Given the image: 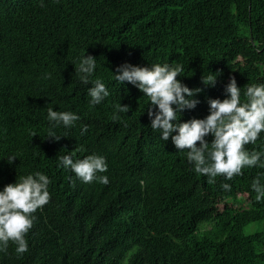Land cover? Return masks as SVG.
Returning <instances> with one entry per match:
<instances>
[{"label": "trees", "instance_id": "trees-1", "mask_svg": "<svg viewBox=\"0 0 264 264\" xmlns=\"http://www.w3.org/2000/svg\"><path fill=\"white\" fill-rule=\"evenodd\" d=\"M84 55L96 59L88 85L75 71ZM125 63L183 65L177 79L200 92L174 124L206 118L233 78L244 103L247 85L264 84V0H0V191L37 172L51 181L28 251L9 242L0 264H264V198L251 187L264 167L209 183L177 133L162 141L151 129L149 98L115 81ZM210 74L214 86L202 83ZM97 79L110 95L90 106ZM119 103L130 110L113 120ZM49 107L80 119L51 128ZM74 149L73 160L105 159L107 185L59 165ZM245 149L264 152V132Z\"/></svg>", "mask_w": 264, "mask_h": 264}, {"label": "clouds", "instance_id": "clouds-1", "mask_svg": "<svg viewBox=\"0 0 264 264\" xmlns=\"http://www.w3.org/2000/svg\"><path fill=\"white\" fill-rule=\"evenodd\" d=\"M95 68L96 59L84 55L75 71L79 74L80 81L88 85ZM183 70V65L180 64L174 67L167 63L139 67L125 63L116 69L118 74L113 76L116 82L132 84L149 98L147 115L151 121V129L159 131L162 141H167L171 133H177L171 136L173 145L177 150H187L188 162L194 165L196 173L207 176L209 183H215L218 176L232 180L234 176L242 175L244 168L264 167V152H248L245 149L246 145L254 144L260 133L264 132V84L247 85L244 93L247 101L242 103L240 88L234 78L230 79L225 89L228 98L223 101L208 100L209 115L206 118L174 124L172 122L179 119V113L196 107L198 101L192 97L200 92V89L190 90L177 79ZM215 82L216 76L213 74L202 80L206 86H214ZM88 95L91 98L90 106H95L110 93L105 84L97 79L94 86L88 89ZM153 107L157 109L155 114ZM115 109L113 120L120 119L116 113H127L130 110L128 106L122 107L120 103L115 105ZM47 118L51 128L61 125L71 128L80 119L72 112L54 111L51 107L47 109ZM87 131V126H83L81 135ZM209 134L213 136L211 144L205 141ZM49 137L55 141L62 138L51 130ZM75 151L83 149H74L59 157V165L70 169L76 178L84 183L99 180L107 185L108 177L98 175L107 171L105 159L88 155L83 159L73 160ZM14 160L15 156H9L7 162L11 165ZM50 183L44 174L37 172L21 177L19 182L8 184L0 191V251L6 252L9 242L16 245L15 251L18 255L28 251L25 236L33 227V213L50 200ZM221 187L225 191L231 190L228 183L222 184ZM251 187L257 194L256 201L260 202L264 198V185L259 177L252 181Z\"/></svg>", "mask_w": 264, "mask_h": 264}]
</instances>
